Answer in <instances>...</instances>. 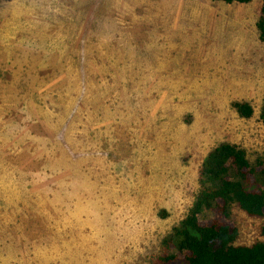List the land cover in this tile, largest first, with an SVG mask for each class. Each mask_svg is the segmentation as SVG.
<instances>
[{"label":"rangeland","instance_id":"obj_1","mask_svg":"<svg viewBox=\"0 0 264 264\" xmlns=\"http://www.w3.org/2000/svg\"><path fill=\"white\" fill-rule=\"evenodd\" d=\"M260 5L0 2V264H149L213 146L264 156Z\"/></svg>","mask_w":264,"mask_h":264},{"label":"trees","instance_id":"obj_2","mask_svg":"<svg viewBox=\"0 0 264 264\" xmlns=\"http://www.w3.org/2000/svg\"><path fill=\"white\" fill-rule=\"evenodd\" d=\"M256 27L264 42V0ZM231 106L241 118H250L254 113L247 100L232 101ZM258 118L264 121V95ZM197 183L186 214L163 236L158 250L149 256V264H264V156L251 160L245 148L221 141L202 159ZM232 207L263 219L260 236L249 244L237 242L239 228L233 220Z\"/></svg>","mask_w":264,"mask_h":264}]
</instances>
